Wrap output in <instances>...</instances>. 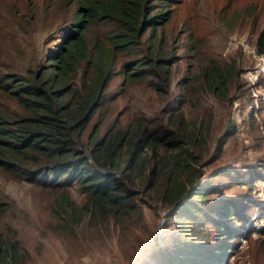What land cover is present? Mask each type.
Listing matches in <instances>:
<instances>
[{
  "label": "rangeland",
  "instance_id": "obj_1",
  "mask_svg": "<svg viewBox=\"0 0 264 264\" xmlns=\"http://www.w3.org/2000/svg\"><path fill=\"white\" fill-rule=\"evenodd\" d=\"M50 3L0 0V74L23 75L41 64L50 40L57 37V13ZM164 5L166 21L157 32L165 39L169 61L166 89L155 91L146 81L125 80L119 69L126 60L119 58L104 90L108 97H98V104L73 126L68 144L92 164L89 135L111 138L136 121L151 129L167 124L168 115L181 113L186 128L198 131L196 161L202 175L197 182L209 179L211 186L201 201H193L222 226L251 227L247 238L239 234L228 239L234 246L225 264H264V220L259 215L264 182L255 178L264 176V53L257 54L255 45L264 30V0H167ZM145 37L143 33L140 41ZM210 65L231 71L225 87L215 93L203 86L201 77ZM0 112L11 120L23 114L15 100L1 93ZM45 143L25 152L22 165L28 172L64 155L62 150L46 154ZM118 152L125 153V145ZM249 170L254 177L248 186ZM146 173L128 186L137 208L94 228L85 225L86 216L75 225L56 206L62 194L77 207L86 202L77 183L57 177L56 183L42 185L21 171L0 172V203L5 204L0 236L12 244L18 264H153L164 255L193 257L192 246L209 249L223 241L200 213L195 214L197 221L186 216L177 221L162 200L163 174L155 173L153 181ZM225 201L246 206L247 220L241 223L233 214L222 217L217 208Z\"/></svg>",
  "mask_w": 264,
  "mask_h": 264
},
{
  "label": "trees",
  "instance_id": "obj_2",
  "mask_svg": "<svg viewBox=\"0 0 264 264\" xmlns=\"http://www.w3.org/2000/svg\"><path fill=\"white\" fill-rule=\"evenodd\" d=\"M166 2L53 0L48 5L57 13V37L50 40L41 64H35L23 75L0 74V93L15 100L23 112L15 120L0 112V172L21 171L32 182L42 185L56 183L57 177V181L63 178V182L77 183L86 194V202L77 207L62 194L56 206L75 225L86 216L85 225L94 228L104 221L115 222L137 208L128 186L142 178L145 170L153 181L163 174L162 200L171 206L177 221L181 216L197 221L195 214L200 213L207 223L217 228V237L224 239L209 249L192 246L193 257L168 259L164 255L153 264H225L234 246L228 239L239 234L247 238L251 227L222 226L220 220L212 219L209 211L193 201V198L201 201L211 186L209 179L197 182L202 175L196 161L200 157L195 134L198 131L193 133L186 128L181 113L168 115L167 124L151 129L136 121L111 138L89 135L86 147L93 153L92 164L68 144L73 126L98 104V97H108L104 90L119 58L126 60L119 69L125 80L146 81L155 91L166 89L169 61L164 50L165 39L157 32L166 21ZM143 33L146 37L141 42ZM255 45L256 53L263 54L264 30L258 33ZM230 72L229 68L210 65L201 72L203 86L217 92L225 87ZM40 141L46 142V154L62 150L64 155L45 160L44 166L28 172L22 165L24 154L34 150ZM121 145H125V153H116ZM218 150L216 146L214 151ZM149 162L152 163L149 165ZM95 167L106 172L100 173ZM248 173L250 178L245 184L249 186L254 176L252 170ZM255 178L264 182L262 175ZM151 179L148 181L153 182ZM250 203L254 201L251 199ZM221 204L217 209L225 219L233 214L241 223L247 220L246 206H240V202ZM235 207L238 212L234 214ZM4 212L5 204L0 203V218ZM259 215L264 220V205L259 206ZM19 260L10 241L0 236V264H18Z\"/></svg>",
  "mask_w": 264,
  "mask_h": 264
},
{
  "label": "water",
  "instance_id": "obj_3",
  "mask_svg": "<svg viewBox=\"0 0 264 264\" xmlns=\"http://www.w3.org/2000/svg\"><path fill=\"white\" fill-rule=\"evenodd\" d=\"M101 171L106 172L105 170H101Z\"/></svg>",
  "mask_w": 264,
  "mask_h": 264
}]
</instances>
